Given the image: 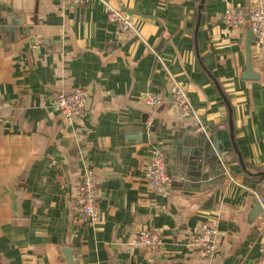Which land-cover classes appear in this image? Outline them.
Wrapping results in <instances>:
<instances>
[{
	"label": "crops",
	"instance_id": "crops-1",
	"mask_svg": "<svg viewBox=\"0 0 264 264\" xmlns=\"http://www.w3.org/2000/svg\"><path fill=\"white\" fill-rule=\"evenodd\" d=\"M105 3L135 22L129 36L108 21ZM258 3L264 8V0H97L78 8L0 0V97L12 105L0 123V264H68L69 249L75 264H264V214L251 218L264 184L248 179L264 169V48L252 43L250 64L251 22L233 29L223 19L228 8L248 15ZM173 84L196 117L173 112ZM77 88L90 100L83 118L68 122L54 98ZM148 94L166 96L153 113ZM201 134L221 143L223 169L194 191L177 182L174 159ZM155 149L174 180L169 197L147 185ZM86 169L99 179L96 223L77 215ZM208 221L220 243L203 259L188 242ZM142 230L161 235L156 253L130 247Z\"/></svg>",
	"mask_w": 264,
	"mask_h": 264
},
{
	"label": "built area",
	"instance_id": "built-area-1",
	"mask_svg": "<svg viewBox=\"0 0 264 264\" xmlns=\"http://www.w3.org/2000/svg\"><path fill=\"white\" fill-rule=\"evenodd\" d=\"M97 0H63L64 5L78 8ZM106 4L108 21L117 26L120 35L127 37L135 30L134 21L130 16L119 8H112ZM248 18L251 22V33L253 44L256 48H264V8L258 3L256 7L249 11L248 15L242 7H231L224 13L223 19L229 27L240 29ZM173 112L184 119L196 117L193 110L190 96L177 84H173L168 94ZM145 104L150 112L161 106L166 100L164 94H148L145 96ZM54 109L68 122H75L83 118L84 111L90 99V92L86 88H77L73 92H61L54 98ZM12 109V105L0 97V123H2L3 113ZM166 155L162 150L153 152L150 163L146 166V181L150 191L163 197H169L173 188V179L168 174ZM225 177H230L229 170L224 166ZM99 179L93 169H86L81 177V181L76 194L78 205L77 215L80 220H89L96 223L100 220V208L98 205ZM264 206V198H261ZM217 223L208 221L202 224L198 232L191 235L188 246L193 251H197L203 259H212L219 249L220 237ZM163 245V239L157 232L142 230L136 235L130 244L132 249H146L150 253H156ZM262 254L264 255V243L262 244Z\"/></svg>",
	"mask_w": 264,
	"mask_h": 264
},
{
	"label": "water",
	"instance_id": "water-1",
	"mask_svg": "<svg viewBox=\"0 0 264 264\" xmlns=\"http://www.w3.org/2000/svg\"><path fill=\"white\" fill-rule=\"evenodd\" d=\"M1 30L3 32L6 31V29L4 28H1ZM247 40V58L249 60V63L251 64L250 55L251 45L253 43V35L251 32ZM251 69V65H248V70L245 73L248 78H250ZM7 111H5L3 115H5ZM229 112H231L230 108ZM229 126L233 146L237 150L234 142L235 130L233 127L232 112L230 114ZM183 145V149L180 150L177 158L174 159L175 166L177 167V182H180L182 185H185L187 187H193L192 189L196 191L197 188L201 187L202 185L209 186L207 182L209 180L210 174L218 178L221 176L220 169H223L221 161V158L223 156V148L221 147L220 142H215L212 139L207 138L206 135L201 134L200 136H198V138L188 139ZM256 200L257 199H255V201ZM263 214L264 206L261 205L260 208H257L256 210L255 208L253 209L251 218L256 220L257 217ZM66 254L68 264H75V260L73 259V251L69 249L67 250Z\"/></svg>",
	"mask_w": 264,
	"mask_h": 264
},
{
	"label": "trees",
	"instance_id": "trees-1",
	"mask_svg": "<svg viewBox=\"0 0 264 264\" xmlns=\"http://www.w3.org/2000/svg\"><path fill=\"white\" fill-rule=\"evenodd\" d=\"M260 175H258L257 177L256 176H253V175H250L248 176V179H250L252 182H255L259 185H263V181H264V169L263 170H260L259 171ZM249 174V173H248Z\"/></svg>",
	"mask_w": 264,
	"mask_h": 264
}]
</instances>
